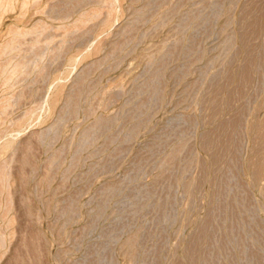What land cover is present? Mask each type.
<instances>
[{
	"label": "rangeland",
	"instance_id": "1",
	"mask_svg": "<svg viewBox=\"0 0 264 264\" xmlns=\"http://www.w3.org/2000/svg\"><path fill=\"white\" fill-rule=\"evenodd\" d=\"M24 1L0 19V45L22 32L0 57L21 63L0 82V264H264V69L250 45L264 0H243L252 12L230 24L245 48L216 0L209 23L190 24L176 75L173 0ZM216 52L231 63L208 81L200 66Z\"/></svg>",
	"mask_w": 264,
	"mask_h": 264
},
{
	"label": "bare ground",
	"instance_id": "2",
	"mask_svg": "<svg viewBox=\"0 0 264 264\" xmlns=\"http://www.w3.org/2000/svg\"><path fill=\"white\" fill-rule=\"evenodd\" d=\"M32 1H36V0H32ZM197 1V0H196ZM220 1L222 2V4H219L220 5V10L218 9V8H216L217 7V5H216V7H214V8H216L215 10H214V8H213V6L215 5V2H216V0H199V4H198V8L196 7V12H195V10H194V12L196 13L195 15H194V18H192L191 19V22H189V20H190V18H189V13H188V10H187V6L189 5V6H191L190 5V0H173V13H172V18H171V20H172V56L174 57V61H175V66H174V71H175V75L177 74V72L179 71V69L181 68V66L178 64V61H180V59L181 58H183V56L185 55V52H186V48L188 47V45H187V42H189V41H191V36H192V32H190V34H189V29H190V24L193 22V21H195V24H200V25H203L204 23H209L210 21H211V19H213V17H215V12L216 11H218L219 10V12H218V15H217V19H222V18H225L226 20L225 21H229L228 23H229V25L228 26H230V24H234V25H236L237 26V19H239L238 17H240L239 15H241V11L239 12V10H240V8H242V7H245V6H242V2H243V0H219V3H220ZM245 1V0H244ZM249 1V0H248ZM253 1V0H252ZM260 1V0H259ZM255 2H256V0H255ZM81 2H79V4H80ZM172 3V2H171ZM192 3V2H191ZM217 3H218V1H217ZM216 3V4H217ZM244 3V2H243ZM250 4H251V7H252V4L254 3H252L251 1L249 2ZM257 3H258V0H257ZM260 3V2H259ZM26 4H27V2L26 1H24V0H22L21 2H17L16 0H0V19H1V17L3 16V15H5V14H9V13H12V12H14V11H17V10H19V11H21L22 10V8L24 7V6H26ZM76 4H78V3H76ZM75 4V5H76ZM78 4V5H79ZM194 5H195V2L193 3ZM197 4V3H196ZM77 5V6H78ZM80 5H82V4H80ZM79 5V6H80ZM243 5H245V3L243 4ZM78 6V7H79ZM196 6V5H195ZM194 6V7H195ZM246 6H248V5H246ZM261 6V5H260ZM72 7H74V6H72ZM250 7V6H249ZM254 7H255V5H254ZM75 8V7H74ZM81 8V7H80ZM189 8V7H188ZM248 8V7H247ZM246 7L244 8V10L246 11V9H247ZM260 8V7H259ZM259 8H256V9H259ZM77 9V8H76ZM194 9V8H193ZM250 9V8H249ZM249 9H247V11L249 10ZM79 10V9H78ZM78 10H76L77 12H78ZM242 10V9H241ZM253 10V9H252ZM190 11V10H189ZM215 11V12H214ZM246 11V12H247ZM257 11H259V10H257ZM79 12H80V10H79ZM192 11H190V13H191ZM244 12V11H243ZM245 12V13H246ZM248 12H250V11H248ZM252 12V11H251ZM250 12V13H251ZM256 12V11H255ZM262 12V11H261ZM83 13V12H82ZM86 13V12H85ZM89 13V12H88ZM193 13V12H192ZM191 13V14H192ZM244 13V14H245ZM81 14V12L78 14V15H80ZM190 14V15H191ZM243 14V13H242ZM248 14V13H247ZM258 13L256 12V15H257ZM82 15L83 14H81V16L79 17V16H77V17H79L77 20H80V18L82 17ZM251 15V14H250ZM252 15H254L255 16V13L253 14L252 13ZM242 16V15H241ZM244 16H246V14L245 15H243L242 17H244ZM247 16H249V15H247ZM191 17V16H190ZM193 17V16H192ZM242 17H240V18H242ZM251 16H249V18H250ZM256 17V16H255ZM254 17V18H255ZM259 17V16H258ZM264 17V16H263ZM246 18V17H245ZM248 18V19H249ZM252 19L253 21H255V19ZM244 19V18H243ZM242 19V20H243ZM247 19V18H246ZM257 19V18H256ZM224 20V19H223ZM261 20H262V18H261ZM247 21H251V19L250 20H247ZM258 22L260 21L259 19L257 20ZM257 21H255V22H257ZM224 22V21H223ZM239 22H240V20H239ZM245 21H243V23H244ZM253 23L252 22V24H250V25H252V27H251V29H252V40L254 41L253 42V44H250V45H252V52H253V59H255L256 61L258 60L259 62H261L262 63V67H261V69L260 70H262V69H264V21H263V24L261 25L260 24V26L257 28V23ZM240 23H242V22H240ZM246 23V22H245ZM248 24L250 23V22H247ZM246 23V24H247ZM245 24V25H246ZM247 24V25H248ZM199 25V26H200ZM233 25V26H234ZM239 25V24H238ZM244 25V26H245ZM193 26H196V25H194L193 24ZM233 26H230L229 28H233ZM198 27V26H197ZM235 27V26H234ZM239 27V26H238ZM192 28H195V27H192ZM236 28V27H235ZM233 28V32H234V38L233 39H231L230 41H232V40H234V42H237V41H240L241 40V36H240V39L239 40H237L238 39V34H237V30L236 29H238V28ZM240 28V27H239ZM242 28H244V27H242ZM247 27H245V29H246ZM235 29V30H234ZM250 29V28H249ZM231 30V29H230ZM239 30H241V29H239ZM16 31V32H15ZM15 31H13V32H11V34H10V36H9V38L5 41V42H3V43H1V45H0V57H1V55H2V57H3V53L4 52H8V51H15V48H17V47H19V45L17 44V46L16 47H14V45H16V41H14L15 40V38L16 37H20L21 35H22V32L20 31V32H17V30H15ZM194 31H196V30H193V32ZM243 31V30H242ZM244 31H246V30H244ZM239 32V31H238ZM195 34H197L196 32H195ZM230 34V33H229ZM189 35H191V36H189ZM242 35V34H241ZM245 35H246V33H245ZM193 36H196V35H194L193 34ZM244 36V35H243ZM228 37H230V38H232V36H229L228 35ZM247 37V36H246ZM189 38H190V40H189ZM243 39H244V37H242ZM259 38V43L257 44L256 43V40ZM206 39V38H205ZM246 39V38H245ZM16 40H18V38L16 39ZM193 40V39H192ZM202 40H204V39H202ZM201 40V41H202ZM225 40H226V38H225ZM248 40V39H247ZM229 41V40H228ZM227 41V42H228ZM192 42V41H191ZM204 42H206V41H204ZM225 42V41H224ZM222 43V45H217L216 47H214V46H212V50H217L218 49V51H219V47H221L222 46V48H223V44H227V42L226 43ZM234 42H232V45L234 44ZM242 42V40L240 41V43ZM244 42V41H243ZM15 43V44H14ZM202 43H203V41H202ZM238 43V42H237ZM245 43V42H244ZM249 43H250V41L248 42V45H249ZM188 44H190V43H188ZM220 44V43H219ZM242 44V46H244V48H245V46L246 45H243V43H241ZM186 45H187V47H186ZM200 45H201V42H200ZM203 45V44H202ZM206 45H207V43H206ZM190 46V45H189ZM237 46V45H236ZM238 46H239V43H238ZM242 46L240 47L241 49H242ZM210 47V46H209ZM234 47V46H233ZM247 47V46H246ZM248 47V49H250ZM199 48H201L202 49V47H199ZM204 48V47H203ZM207 48V47H206ZM205 48V49H206ZM225 48H230V46L228 45L227 47H225ZM20 49V48H19ZM18 49V50H19ZM201 49H200V51H201ZM208 49V48H207ZM234 49H235V47H234ZM233 49V50H234ZM231 50H232V47H231ZM232 50V51H233ZM237 51H238V49H236ZM244 50L245 49H242V53H241V55H243L244 54V56L243 57H245L246 55H245V52H244ZM17 51V50H16ZM202 51H205V50H203L202 49ZM211 50L209 49V51H206L207 52V54H208V52H210ZM217 51V52H218ZM220 51H221V49H220ZM227 52H228V49L226 50ZM225 51V52H226ZM229 51H230V49H229ZM235 51V50H234ZM237 51H236V53H237ZM189 51H187V53H188ZM214 52V51H213ZM217 52H216V54H217ZM239 52H241L240 50H239ZM5 53V54H6ZM9 53V52H8ZM12 53V52H11ZM15 53V52H14ZM13 53V54H14ZM186 53V55H188ZM199 53V56H201L202 55V53L203 52H198ZM201 53V54H200ZM205 53V52H204ZM220 53V52H219ZM215 54L216 56H214V55H210L211 57H210V59L208 58V56H206L207 57V59L209 60V63H207V66H205L206 65V60H205V62H204V64H202V66H200L201 68H200V70L202 69V67L204 66V67H206V69L204 68L203 70H205L204 71V73L206 74V75H202V76H205L206 77V80H208V78L210 77L209 75H212V76H214L215 74V71L216 70H214L213 72V74H212V72H211V69L213 68H216V67H218V66H216V64L217 63H219L220 64V61L222 62V61H224V59H225V56H226V53L224 54L223 52H222V54ZM233 53V52H232ZM249 53V52H248ZM251 53V52H250ZM4 54V55H5ZM17 54V53H16ZM211 54H212V52H211ZM238 54V53H237ZM7 55V54H6ZM5 55V56H6ZM15 55V54H14ZM186 55H185V57H186ZM231 55V54H230ZM230 55H228V56H230ZM248 55V54H247ZM251 55V54H250ZM234 56V54L232 55V57ZM238 57H239V55H237ZM1 57V58H2ZM202 57V56H201ZM205 57V58H206ZM241 57V56H240ZM247 57V56H246ZM246 57H245V59H246ZM5 58V57H4ZM9 58V57H8ZM199 58V57H198ZM230 60L232 59L231 57H228ZM228 58H227V60L226 61H224L223 63L225 64L226 62H227V64H225V66H229V64L231 63V61L230 62H228ZM236 57L234 56V61H236V59H235ZM250 58V57H249ZM251 58V60H253ZM173 59V58H172ZM186 59V58H185ZM185 59H184V61H185ZM202 59V58H201ZM9 60H10V58H9ZM16 60V59H15ZM207 60V61H208ZM240 60V59H239ZM238 60V61H239ZM250 60V61H251ZM255 60H254V62H255ZM7 61V58H6V60H5V62ZM19 61V63H20V60H18ZM18 61L16 62H11V61H8L9 63H5V66H2L1 65V68H0V82L3 84V85H6V87H7V85H9L10 84V81H11V79L13 78V76L17 73H19L18 71H19V67L20 66H18ZM174 61H173V63H174ZM197 61V60H196ZM201 61V60H200ZM199 61V62H200ZM238 61H237V63H238ZM245 61H248V60H245ZM181 62H183V61H181ZM240 62L243 64V62L240 60ZM239 62V63H240ZM249 62V61H248ZM247 62V63H248ZM253 62V61H252ZM253 62V63H254ZM187 63V62H186ZM229 63V64H228ZM236 63V64H237ZM0 64H1V62H0ZM6 64H8V65H6ZM240 65V67L238 68L239 70H241L242 71V69H240L241 68V66H245L244 64L243 65ZM248 64H250L251 65V62L250 63H248ZM255 64H256V62H255ZM19 65H21V63L19 64ZM178 65L180 66V68L178 67ZM218 65V64H217ZM222 65V64H221ZM232 65H234V63L232 64ZM247 65V64H246ZM249 65V66H250ZM257 65V64H256ZM216 66V67H215ZM249 66H248V68H249ZM253 66H255V65H252V67ZM258 66H260V65H258ZM219 67H223V66H220L219 65ZM252 67H250V68H252ZM256 67V66H255ZM22 68V67H21ZM223 68H225V67H223ZM229 68V67H228ZM235 68V67H234ZM243 68H245V67H243ZM248 68L246 69V70H248ZM217 69H219V68H217ZM226 69H227V67H226ZM231 69H232V67H231ZM237 68H235V70H236ZM259 69V68H258ZM203 70H201V71H203ZM222 70V69H221ZM234 70V71H235ZM246 70H245V72H246ZM20 71H21V69H20ZM173 71V72H174ZM182 71V70H181ZM185 71V70H184ZM218 71V70H217ZM226 71V70H225ZM225 71H223L224 72V74H225ZM228 71V70H227ZM234 71H232L233 73H234ZM237 71V70H236ZM235 71V72H236ZM240 71V72H241ZM251 71H252V69H251ZM183 72V71H182ZM200 72V71H199ZM223 72L221 71V74L219 73V71H218V73L220 74V75H224L223 74ZM229 72V75H230V70L228 71ZM243 72H244V70H243ZM243 72H241V74H239L240 76L242 75V73ZM184 73V72H183ZM237 73H239V71L237 72ZM263 73V74H262ZM179 74H181L180 72H179ZM232 74V73H231ZM261 75H264V72L263 71H261V73H260ZM174 75V76H175ZM185 76H186V73L184 74ZM183 75V76H184ZM200 75H201V73H200ZM200 75H199V77H200ZM227 75H228V73H227ZM228 75V76H229ZM233 75V74H232ZM237 75V74H236ZM243 75H244V73H243ZM201 76V77H202ZM224 76H226V75H224ZM224 76H221V78H224ZM246 76H247V74H246ZM177 77V76H176ZM179 77H181L182 78V76H179ZM216 77H218L217 76V74H216V76H215V79H216ZM230 77V76H229ZM232 77V76H231ZM230 77V78H231ZM235 78H236V76H234ZM234 77H232V78H234ZM262 77V76H261ZM185 78V77H184ZM203 78V77H202ZM220 78V77H219ZM219 78H217V80L219 79ZM221 78H220V81H221ZM232 78L230 79V80H232ZM234 78V79H235ZM14 79V78H13ZM178 79V78H177ZM180 79V78H179ZM205 79V78H204ZM214 79V77H212V80ZM214 79V80H215ZM229 79V78H228ZM228 79H224V80H228ZM264 79V78H263ZM175 80H176V78H175ZM181 80V79H180ZM180 80H178V81H180ZM199 80H201V79H199ZM198 80V81H199ZM205 80V81H206ZM213 80V81H214ZM223 79H222V81H224ZM178 81H176L177 83H178ZM182 81H183V79H182ZM202 81H204L203 79H202ZM201 81V82H202ZM208 81H210V80H208ZM207 82V81H206ZM204 83V82H203ZM203 83H201V84H203ZM210 83V82H209ZM211 83H213V82H211ZM216 83H217V81H216ZM215 82H214V84H216ZM264 82H262V85H263V88H262V94H264V84H263ZM1 84V85H2ZM208 84V83H207ZM209 85V84H208ZM10 86V85H9ZM207 86V85H206ZM209 87H210V85H209ZM213 87V86H212ZM211 87V88H212ZM177 88V87H176ZM179 88V87H178ZM177 88V89H178ZM207 88V87H206ZM180 93V90L178 91H176V93ZM178 93V94H179ZM260 93V92H259ZM180 95V94H179ZM178 95V96H179ZM178 96H176V97H178ZM181 96V95H180ZM181 98H183V97H180V99ZM176 99V98H175ZM179 99V98H178ZM234 98H231V101L233 100ZM183 100H185V98H183L182 99V101H180V100H177V101H180V102H184ZM176 101V100H175ZM225 101V100H224ZM228 101H230V99L228 100ZM235 100H233V103L235 104V102H234ZM179 102V103H180ZM225 102H227V101H225ZM6 103V102H5ZM176 103V102H175ZM177 104V103H176ZM175 104V105H176ZM180 104H183V103H180ZM230 104V103H229ZM233 104V105H234ZM4 106H6L5 104H3ZM2 105V106H3ZM228 105V104H227ZM232 105V106H233ZM238 105V104H237ZM237 105L235 106V107H237ZM179 106V105H178ZM177 105H176V107H178ZM229 106V105H228ZM232 106H230L231 108H232ZM239 106H240V104H239ZM1 107V106H0ZM242 107V106H241ZM239 108V109H242V108ZM233 108H234V106H233ZM237 108V109H238ZM253 108V107H252ZM1 109H4V108H2L1 107ZM0 109V110H1ZM228 109H229V107H228ZM227 109V110H228ZM230 110V109H229ZM228 110V111H229ZM236 109H233V111L232 112H230V113H232V115H234L233 113H234V111H235ZM254 110V109H253ZM228 111H225V113L227 112V114H228ZM237 111V110H236ZM239 111V110H238ZM236 112V113H239V112ZM244 111V110H243ZM250 111V110H249ZM253 112V111H252ZM183 113V112H182ZM224 113V114H225ZM186 114V113H185ZM185 114L183 115V114H178L179 116L180 115H183V116H185ZM226 114V115H227ZM240 115L239 116H241V117H243L242 115V113L240 112L239 113ZM242 114V115H241ZM250 114H251V112H250ZM249 113H247V115H250ZM177 115V116H178ZM232 115H230V116H232ZM177 116H176V119H177ZM182 116V117H183ZM187 116V117H186ZM185 117L188 119V115H186ZM193 116V115H192ZM236 116V115H235ZM198 117V116H197ZM227 117V118H226ZM226 117H224V118H226L225 120L224 119H222V121H223V123H221V121H220V123L223 125V126H228L229 127V129L231 128L230 126V123L233 121H229L228 120V118L229 119H231V117H228V116H226ZM233 117V116H232ZM238 117V116H237ZM237 117H234V118H236L237 119ZM241 117H239V118H241ZM247 117V116H246ZM185 118V119H186ZM190 118V117H189ZM193 118H195V117H193ZM238 118V119H239ZM249 118V117H248ZM247 118V119H248ZM182 119V118H181ZM233 119V118H232ZM235 119V120H236ZM243 119H245V117L243 118ZM251 119V118H250ZM253 119V118H252ZM179 120V119H178ZM193 120V119H192ZM194 120H196V119H194ZM199 120V119H198ZM201 120V119H200ZM199 120V121H200ZM234 120V121H235ZM257 120V119H256ZM177 121V120H176ZM187 121H189V120H187ZM187 121H186V123H187ZM191 121V120H190ZM189 121V122H190ZM251 121V120H250ZM250 121H248V120H246V122H248V123H250ZM258 121V120H257ZM260 121H262V119H260ZM178 122H180V121H178ZM184 122V123H183ZM182 123H180V124H186L185 123V121H183ZM187 123V124H189L190 125V123ZM197 122V121H196ZM196 122H194V125H195V123ZM202 122V121H201ZM200 122V123H201ZM204 122V121H203ZM202 122V123H203ZM210 122V121H209ZM214 122H215V120H214ZM217 122V124L219 123V121H216ZM236 122V121H235ZM235 122H233V124L235 123ZM254 122V121H253ZM259 122V121H258ZM257 122V123H258ZM264 122V121H263ZM201 123V124H202ZM207 123V122H206ZM256 123V121L253 123V124H255ZM256 123V124H257ZM260 123V122H259ZM179 124V123H178ZM204 124V123H203ZM202 124V125H203ZM212 124H213V122H212ZM260 124H262V123H260ZM206 125H208V123L206 124ZM206 125H204L205 127H206ZM211 125V124H210ZM230 125V126H229ZM247 125V124H246ZM259 125V124H258ZM262 125H264V123L262 124ZM198 126V125H197ZM197 126H194V128H197ZM200 126V125H199ZM217 126H219V124L217 125ZM223 126H221V127H223ZM234 126V125H233ZM232 126V127H233ZM236 126V125H235ZM202 128H203V126H201ZM204 127V128H205ZM209 128H210V126H208ZM212 127H213V125H212ZM215 127H216V125H215ZM220 127V126H219ZM218 127V128H219ZM200 128V127H199ZM198 128V129H199ZM233 128H235V127H233ZM208 129V128H207ZM220 129V128H219ZM228 129V128H227ZM226 128H225V130H227ZM221 130V132H222V129H220ZM225 130L223 131V132H225ZM222 132V133H223ZM231 132H232V130H231ZM226 133H228L229 134V136H230V132L228 131V132H226ZM225 133V134H226ZM232 135V134H231ZM228 137H226V139H227ZM231 138V137H230ZM228 140H230V139H228ZM6 141V140H5ZM4 141V142H5ZM8 141H10V140H7V142ZM4 142H3V144H4ZM9 143V142H8ZM7 144V143H6ZM6 144H4V145H6ZM10 144V143H9ZM4 145H2L1 144V146H4ZM8 145V144H7ZM7 145L5 146V147H7ZM4 147V148H5ZM2 148V147H1ZM3 149V148H2ZM5 149H7V148H5ZM4 149V150H5ZM0 152H3V150L1 151L0 150ZM1 155V154H0ZM3 166V165H2ZM2 166H0V168H2ZM4 168V167H3ZM3 168L0 170V206H1V208L4 206V208H2L3 209V211H5V207H6V211H5V214H3L2 213V216H1V214H0V218H2V222H4L5 224V226H6V224L8 225L9 223H10V219L8 218V215H9V211L8 210H10V208L8 207L9 206V202H8V200L4 197V193H5V190L7 189V187H8V179L7 178H5L7 175H5V173H6V171L4 172L3 171ZM6 169V167L4 168V170ZM1 198H5V199H1ZM7 208H9V209H7ZM3 225V226H4ZM9 226V225H8ZM7 226V227H8ZM4 228V227H3ZM6 228V227H5ZM3 231H4V229H3ZM1 233V232H0ZM5 233V232H4ZM5 234H7V233H5ZM2 236V235H1ZM6 237H5V235H4V237L3 238H1L0 237V243H2L3 245H4V242L2 241V239L4 240ZM2 241V242H1ZM1 244V245H2ZM0 246V248L2 247V249L4 248V246Z\"/></svg>",
	"mask_w": 264,
	"mask_h": 264
}]
</instances>
